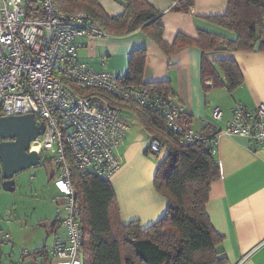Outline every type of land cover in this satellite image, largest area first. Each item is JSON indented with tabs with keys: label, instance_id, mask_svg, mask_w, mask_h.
<instances>
[{
	"label": "crops",
	"instance_id": "1",
	"mask_svg": "<svg viewBox=\"0 0 264 264\" xmlns=\"http://www.w3.org/2000/svg\"><path fill=\"white\" fill-rule=\"evenodd\" d=\"M146 1L162 13L163 38L168 44H172L178 34L198 37L199 29L229 40L238 38L236 32L207 20V17L223 15L228 0H193L189 12L173 11L174 0ZM124 3L123 0H99L108 16L122 15ZM79 41L83 60L97 70L105 68L120 77L128 73L131 53L145 50L144 82L167 83L168 93L186 102L196 131L226 127L237 103L253 108L264 102V50L259 48L252 51L219 49L206 54L211 62L233 59L237 63L243 82L230 91L227 87L205 88L213 85V78L202 81L203 53L195 45L170 55L142 30ZM104 54L108 58L101 65ZM213 65L224 80L219 66ZM216 107L223 111L220 120L212 115ZM125 115L132 118L131 130L120 149L123 165L110 182L116 194L121 223L127 225L139 221L141 227L146 228L158 221L169 205L168 198L155 185L158 165L168 150L164 147L159 153H151L153 136L133 111L125 108ZM219 141L215 158L220 178L212 183L206 206L214 229L224 237L219 249L227 256L229 264H264V142L257 146L247 137L224 134ZM44 165L52 166L53 177L57 178L58 167L51 161ZM18 186L17 182L11 203L5 206L4 217H0L1 261L2 264H16L22 259L24 264H35L32 255L36 249L48 247L57 236H67V230L61 224L66 215V197L55 185L58 191L55 194L62 197L65 207L52 214L49 207L45 210L40 205L38 211L37 207H31L29 198L18 199L22 196ZM25 251H28L26 257Z\"/></svg>",
	"mask_w": 264,
	"mask_h": 264
},
{
	"label": "built area",
	"instance_id": "2",
	"mask_svg": "<svg viewBox=\"0 0 264 264\" xmlns=\"http://www.w3.org/2000/svg\"><path fill=\"white\" fill-rule=\"evenodd\" d=\"M56 0H0V118L34 114L43 122V134L31 142L40 164L58 167L55 185L66 197L61 224L66 237L57 236L48 247L36 249L33 263L81 264L82 225L72 183V166L82 176L110 180L123 165L121 147L131 130V117L120 103L153 109L167 122V131L184 144L201 142L217 153L220 136L247 137L264 142V102L253 108L237 103L226 127L196 131L186 102L172 93L124 85L120 76L95 69L80 56L82 38L111 34L86 11H64ZM108 55L100 62L104 65ZM214 119L223 117L213 109ZM1 141V139H0ZM165 145L153 138L150 152ZM28 256V251L24 252ZM16 264H24L20 259Z\"/></svg>",
	"mask_w": 264,
	"mask_h": 264
},
{
	"label": "trees",
	"instance_id": "3",
	"mask_svg": "<svg viewBox=\"0 0 264 264\" xmlns=\"http://www.w3.org/2000/svg\"><path fill=\"white\" fill-rule=\"evenodd\" d=\"M125 12L108 16L99 0H56V7L64 11L91 13L111 34H127L142 30L157 41L168 54L184 47L198 46L203 53L202 81L212 77L210 88L227 87L230 91L243 82L233 59L211 62L206 54L219 49L235 51L264 50V0H228L223 15L207 20L238 34L236 40L198 30V37L178 34L172 44L163 38L162 13L146 0H123ZM193 0H174L171 8L189 12ZM129 70L120 78L124 85H143L148 90L168 93L163 82H144L145 50L131 53ZM217 64L225 79L213 64ZM133 111L148 132L160 140L168 152L159 163L155 185L169 201L165 214L154 224L142 228L139 221L123 225L119 206L110 180L86 175L72 166V183L76 191L83 245L81 264H229L219 249L224 237L216 232L206 210L212 183L220 178L219 164L201 142L184 144L167 131V122L153 109L134 103H120ZM191 116V115H190ZM52 174L51 178H54ZM45 248H38L43 249ZM44 261L43 264H48ZM40 264V263H39Z\"/></svg>",
	"mask_w": 264,
	"mask_h": 264
},
{
	"label": "water",
	"instance_id": "4",
	"mask_svg": "<svg viewBox=\"0 0 264 264\" xmlns=\"http://www.w3.org/2000/svg\"><path fill=\"white\" fill-rule=\"evenodd\" d=\"M44 123L34 114L7 115L0 118V190L12 192L15 176L40 164L37 151H28L31 142L43 134ZM2 249L0 247V264Z\"/></svg>",
	"mask_w": 264,
	"mask_h": 264
},
{
	"label": "rangeland",
	"instance_id": "5",
	"mask_svg": "<svg viewBox=\"0 0 264 264\" xmlns=\"http://www.w3.org/2000/svg\"><path fill=\"white\" fill-rule=\"evenodd\" d=\"M52 166L48 165H38L31 167L27 170L21 171L19 178L16 179L18 182V191H20L18 199L22 200L24 198H29L31 201V207H37L42 205V208L45 207V210L49 207L52 214L58 209L61 211L65 207L62 197L55 194L57 191L55 187V179H52ZM13 192L6 191L2 189L0 191V217H4L5 206L11 203V197ZM16 197V196H15ZM17 200V198H16ZM15 200V201H16ZM66 204V202H65ZM47 213V212H46ZM49 213V212H48ZM3 214V215H2ZM49 246V245H48Z\"/></svg>",
	"mask_w": 264,
	"mask_h": 264
},
{
	"label": "bare ground",
	"instance_id": "6",
	"mask_svg": "<svg viewBox=\"0 0 264 264\" xmlns=\"http://www.w3.org/2000/svg\"><path fill=\"white\" fill-rule=\"evenodd\" d=\"M34 150H37V148H34Z\"/></svg>",
	"mask_w": 264,
	"mask_h": 264
}]
</instances>
